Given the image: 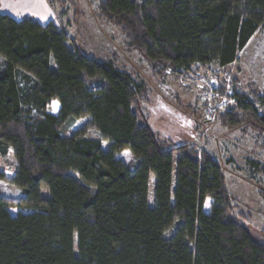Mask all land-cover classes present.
<instances>
[{
	"label": "trees",
	"instance_id": "1",
	"mask_svg": "<svg viewBox=\"0 0 264 264\" xmlns=\"http://www.w3.org/2000/svg\"><path fill=\"white\" fill-rule=\"evenodd\" d=\"M98 3L100 18L159 80L234 64L264 26V0ZM227 85L214 102L232 103L213 123L252 134L264 157V95L250 86V99L235 80L229 94ZM150 104L144 81L90 57L54 22L0 15V160L13 151L12 184L23 194L0 197V264H264V228L256 241L236 220L208 134L196 125L202 149L161 136ZM80 119L87 124L64 136ZM125 151L133 165L120 159ZM248 165L264 178L260 162Z\"/></svg>",
	"mask_w": 264,
	"mask_h": 264
},
{
	"label": "rangeland",
	"instance_id": "2",
	"mask_svg": "<svg viewBox=\"0 0 264 264\" xmlns=\"http://www.w3.org/2000/svg\"><path fill=\"white\" fill-rule=\"evenodd\" d=\"M47 8L40 0L23 2L22 0H0V15H9L17 20L33 19L42 25L54 22L64 29L71 44L75 42L92 58L99 62L112 61L115 66L131 72L139 81H144L151 93V104L145 106L150 115L154 130L177 144L191 143L197 149L205 146V140L197 138L196 125L207 133L208 150L222 164L228 190L237 206V221L244 224L256 241L261 240L260 231L264 228V178L248 165V160L260 162L264 166V157L255 146L252 134L244 135L240 130H228L213 123L209 118L210 106L203 102L214 103L215 97H209L210 85L230 84L246 92L253 86L258 94L264 95V26L260 28L250 44L239 53L238 60L225 68L210 65L195 72L181 75L177 79L169 75L164 80L153 77L146 60L137 52L128 49L122 34L112 24L99 16L98 0H47ZM195 69V68H194ZM218 82V83H217ZM229 89V88H228ZM205 96L207 97L205 99ZM205 100V101H204ZM257 107L264 113V106ZM208 120H211L208 122ZM88 119L66 123L62 128L64 136H71L83 128ZM88 138H99L94 130H88ZM205 143V145H204ZM107 149L109 143H103ZM126 164L133 165L136 160L129 151L120 155ZM17 170V161L13 151L0 160V171L5 180H0V197L20 201L22 192L12 184ZM154 183L151 178L149 203L154 204ZM242 216V217H241Z\"/></svg>",
	"mask_w": 264,
	"mask_h": 264
},
{
	"label": "built area",
	"instance_id": "3",
	"mask_svg": "<svg viewBox=\"0 0 264 264\" xmlns=\"http://www.w3.org/2000/svg\"><path fill=\"white\" fill-rule=\"evenodd\" d=\"M210 85V91H209V97L210 98H212V97H215L216 98V89L218 88V86H216V85H214V86H212V84H209ZM229 88V89H228ZM230 84H228L227 85V91L229 92V94H230ZM207 97L205 96V99H206ZM209 99H207L206 101H208ZM205 101V100H204ZM232 103V100H229L227 97H223V98H221L220 100H219V102L218 103H216V105H215V107H213L212 109H210V111H209V118H211V120L214 122V120H215V112H216V110L217 109H220V108H222L223 106H225L226 104H228V103Z\"/></svg>",
	"mask_w": 264,
	"mask_h": 264
},
{
	"label": "crops",
	"instance_id": "4",
	"mask_svg": "<svg viewBox=\"0 0 264 264\" xmlns=\"http://www.w3.org/2000/svg\"><path fill=\"white\" fill-rule=\"evenodd\" d=\"M23 2H27V1H31V0H22ZM41 2H42V5L45 7V8H47V4H48V2H47V0H40Z\"/></svg>",
	"mask_w": 264,
	"mask_h": 264
}]
</instances>
